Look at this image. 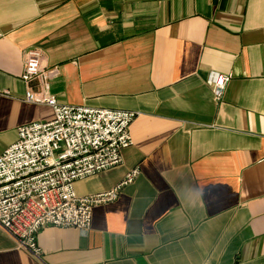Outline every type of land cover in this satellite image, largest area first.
I'll return each instance as SVG.
<instances>
[{
    "label": "crops",
    "instance_id": "0c3cea01",
    "mask_svg": "<svg viewBox=\"0 0 264 264\" xmlns=\"http://www.w3.org/2000/svg\"><path fill=\"white\" fill-rule=\"evenodd\" d=\"M31 48L60 104L137 112L122 163L75 193L139 173L85 234L41 228V261L0 228V264H264V0H0V153L52 117L22 100Z\"/></svg>",
    "mask_w": 264,
    "mask_h": 264
},
{
    "label": "built area",
    "instance_id": "2783aa9c",
    "mask_svg": "<svg viewBox=\"0 0 264 264\" xmlns=\"http://www.w3.org/2000/svg\"><path fill=\"white\" fill-rule=\"evenodd\" d=\"M38 49L25 51L20 79L35 81L22 100L46 105L48 120H34L16 128L17 137L0 153V228L16 249L41 261L37 232L45 226L72 227L81 234L90 228L94 206L114 201L120 189L138 175L128 170L103 192L78 195L73 183L122 163V150L132 143L129 125L137 112L127 109L60 104L49 82L57 67L42 65ZM230 74L214 72L207 78L219 100Z\"/></svg>",
    "mask_w": 264,
    "mask_h": 264
}]
</instances>
